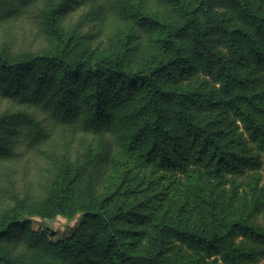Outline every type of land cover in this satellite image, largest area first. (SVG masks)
<instances>
[{
  "label": "trees",
  "instance_id": "trees-1",
  "mask_svg": "<svg viewBox=\"0 0 264 264\" xmlns=\"http://www.w3.org/2000/svg\"><path fill=\"white\" fill-rule=\"evenodd\" d=\"M93 1L101 15L128 20L127 41L109 54L66 51L72 40L58 22L81 0H47L35 37L57 39L52 50L0 44V201L8 196L46 218L80 217L55 240L7 218L0 264H259L264 0H156L161 17L148 15L141 0ZM143 34L153 45L132 67ZM194 78L203 82L195 89L186 84ZM117 148L153 169L142 193L154 194L134 203L137 188L105 192ZM38 158L58 174L47 184L38 176L35 192L11 167L22 161L26 174ZM177 183L190 189V211L171 210L167 197Z\"/></svg>",
  "mask_w": 264,
  "mask_h": 264
},
{
  "label": "rangeland",
  "instance_id": "rangeland-1",
  "mask_svg": "<svg viewBox=\"0 0 264 264\" xmlns=\"http://www.w3.org/2000/svg\"><path fill=\"white\" fill-rule=\"evenodd\" d=\"M23 0H0V5L3 3L7 4L5 10H1L0 6V44L7 43L11 51H23L27 49L52 50L53 46L59 42L50 41L54 38L46 33V38L38 37V24L39 14L46 7L47 0H32L26 2L25 10L21 11V5ZM56 1V0H51ZM129 1V0H125ZM139 0H132L130 3H135ZM144 3L145 8L143 9L147 14L161 17L166 15V11L163 7L156 4V0H141ZM98 2L93 0H81L80 4L75 5L73 10L64 18H62L58 24L60 33L64 38L71 37L72 43L66 51L72 58H90L109 54L114 51L115 47L122 46L130 32L128 27V20L124 15H119L114 11L110 14L103 16L98 11ZM118 5L123 6L124 0H119ZM16 7V8H15ZM153 36L143 34L140 42L134 44L137 45V49L131 53L130 62L131 66H137L140 64L147 52L152 48ZM55 44L53 45V43ZM59 45V44H58ZM52 47V48H51ZM50 48V49H49ZM9 49V50H10ZM203 83L202 81L194 78L186 81V84L190 88H194L198 84ZM5 105L2 103L1 108ZM113 155L109 158L108 165V181L105 185V192L112 194L118 185H124L125 187L137 188L136 199L134 203L141 200L144 196L154 194V189L148 190L143 195L142 191L146 190L149 173L153 170L148 164H143L131 152H125L117 148ZM24 163H14L11 168H14L18 172V180H21L22 176L32 180L33 188L36 187L37 177H41L42 183L52 182V178L58 174L53 170L48 172L46 165L41 161L40 158L36 159V163L33 166H29L24 172L19 168ZM0 169H6V167L0 166ZM139 170V171H137ZM148 172V173H145ZM46 174V176H44ZM145 174H148V176ZM256 177V176H255ZM257 178V177H256ZM6 178L3 177L1 186L6 190H10V186L6 183ZM170 184L169 180H165L163 185L156 188V193H159L160 197L166 196L167 185ZM184 183H177L170 190V194L167 199H170L172 205L171 210L174 212L177 210L190 211L192 203L189 202L190 189H187L183 185ZM20 185V184H19ZM260 185L264 186V177H261ZM37 191V187L35 192ZM144 192V191H143ZM22 197V196H19ZM10 198H12L10 196ZM37 200V197H36ZM122 201H118L117 206L121 207ZM130 203V201H129ZM133 204V203H130ZM168 201L166 202V205ZM175 205V206H174ZM132 206V205H131ZM7 218H13L18 223L24 224L25 228L29 232L33 233H45L50 236L52 233L54 240L60 236L66 235L72 228H74L80 222V217L75 216L74 218H67L57 216L55 218H46L37 211V208H29L22 206V203L15 201V199L9 200L8 196L4 197L0 201V224L7 220ZM129 229L128 226H126ZM139 229L135 228L134 230ZM4 243H0V249L3 250ZM4 251V250H3ZM21 262V263H20ZM13 264H35L33 262H22L21 260H14ZM38 264V263H37ZM259 264H264L262 260Z\"/></svg>",
  "mask_w": 264,
  "mask_h": 264
}]
</instances>
